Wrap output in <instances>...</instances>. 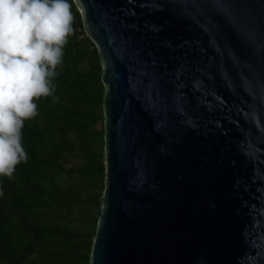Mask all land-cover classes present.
<instances>
[{
  "label": "water",
  "instance_id": "1",
  "mask_svg": "<svg viewBox=\"0 0 264 264\" xmlns=\"http://www.w3.org/2000/svg\"><path fill=\"white\" fill-rule=\"evenodd\" d=\"M106 183L90 264H264V0H75Z\"/></svg>",
  "mask_w": 264,
  "mask_h": 264
},
{
  "label": "trees",
  "instance_id": "2",
  "mask_svg": "<svg viewBox=\"0 0 264 264\" xmlns=\"http://www.w3.org/2000/svg\"><path fill=\"white\" fill-rule=\"evenodd\" d=\"M73 31L53 78L26 119L27 162L0 176V264H90L106 183L105 85L96 43L71 0Z\"/></svg>",
  "mask_w": 264,
  "mask_h": 264
},
{
  "label": "clouds",
  "instance_id": "3",
  "mask_svg": "<svg viewBox=\"0 0 264 264\" xmlns=\"http://www.w3.org/2000/svg\"><path fill=\"white\" fill-rule=\"evenodd\" d=\"M72 21L71 0H0V176L11 178L29 158L22 130L37 99L59 100L53 78Z\"/></svg>",
  "mask_w": 264,
  "mask_h": 264
}]
</instances>
